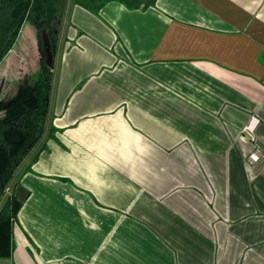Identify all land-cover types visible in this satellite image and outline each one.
<instances>
[{
    "label": "crops",
    "instance_id": "0c3cea01",
    "mask_svg": "<svg viewBox=\"0 0 264 264\" xmlns=\"http://www.w3.org/2000/svg\"><path fill=\"white\" fill-rule=\"evenodd\" d=\"M53 63L7 264H264V0H66Z\"/></svg>",
    "mask_w": 264,
    "mask_h": 264
},
{
    "label": "trees",
    "instance_id": "16d2710c",
    "mask_svg": "<svg viewBox=\"0 0 264 264\" xmlns=\"http://www.w3.org/2000/svg\"><path fill=\"white\" fill-rule=\"evenodd\" d=\"M117 1L130 9L154 6L156 0H75L98 12L107 3ZM66 0H0V62L12 49L25 24L36 33L39 67L33 83L19 82L14 97L0 107V260H9L15 249L14 228L27 191L14 187L13 177L22 162L43 138L49 113L54 63L48 64L46 41L55 58Z\"/></svg>",
    "mask_w": 264,
    "mask_h": 264
},
{
    "label": "rangeland",
    "instance_id": "374dc122",
    "mask_svg": "<svg viewBox=\"0 0 264 264\" xmlns=\"http://www.w3.org/2000/svg\"><path fill=\"white\" fill-rule=\"evenodd\" d=\"M31 32V26L26 24L23 26L21 33ZM33 32V30H32ZM25 33V34H26ZM35 33V32H34ZM36 38V33H35ZM29 55L27 57V63L24 65H20L19 68L14 67L13 69L7 68L5 73H0V102L1 101H10L15 93L19 82H27L33 83V72H35L39 67V52L36 46L32 43H28L27 45ZM1 72V71H0ZM31 75V76H30ZM4 110L0 107V117L3 116ZM6 195H9L12 190L11 188L6 191ZM15 230V228H14ZM8 260H0V264H7Z\"/></svg>",
    "mask_w": 264,
    "mask_h": 264
},
{
    "label": "built area",
    "instance_id": "2783aa9c",
    "mask_svg": "<svg viewBox=\"0 0 264 264\" xmlns=\"http://www.w3.org/2000/svg\"><path fill=\"white\" fill-rule=\"evenodd\" d=\"M259 122V120L255 117H252V119L249 121V123L247 125L244 126V128L242 129L243 134L251 139L252 141H255V128L257 123ZM258 155L256 152H254L253 154H251L249 156V160L250 161H255L257 159Z\"/></svg>",
    "mask_w": 264,
    "mask_h": 264
},
{
    "label": "water",
    "instance_id": "95a60500",
    "mask_svg": "<svg viewBox=\"0 0 264 264\" xmlns=\"http://www.w3.org/2000/svg\"><path fill=\"white\" fill-rule=\"evenodd\" d=\"M46 52H47V62L48 64H52L54 62L53 54L49 48V43L46 41Z\"/></svg>",
    "mask_w": 264,
    "mask_h": 264
}]
</instances>
